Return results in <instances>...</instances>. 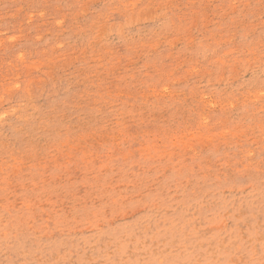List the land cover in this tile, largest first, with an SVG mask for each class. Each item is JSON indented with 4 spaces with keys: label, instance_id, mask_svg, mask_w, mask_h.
<instances>
[{
    "label": "rangeland",
    "instance_id": "1",
    "mask_svg": "<svg viewBox=\"0 0 264 264\" xmlns=\"http://www.w3.org/2000/svg\"><path fill=\"white\" fill-rule=\"evenodd\" d=\"M0 264H264V0H0Z\"/></svg>",
    "mask_w": 264,
    "mask_h": 264
}]
</instances>
